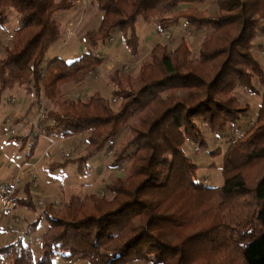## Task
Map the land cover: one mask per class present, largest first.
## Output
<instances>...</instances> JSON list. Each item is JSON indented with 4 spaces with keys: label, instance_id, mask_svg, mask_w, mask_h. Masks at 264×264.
Returning <instances> with one entry per match:
<instances>
[{
    "label": "trees",
    "instance_id": "trees-1",
    "mask_svg": "<svg viewBox=\"0 0 264 264\" xmlns=\"http://www.w3.org/2000/svg\"><path fill=\"white\" fill-rule=\"evenodd\" d=\"M93 1L101 18L85 33L88 50L72 61L55 57L44 65L61 36L54 15L71 9L73 0H0V26L11 11L17 22L11 46L0 56V96L23 86L36 101L43 86L52 104L45 132L58 130L63 137L87 132L82 155L56 167L77 162L85 171L127 127L124 143L112 152L113 165L128 161L127 174L107 183L105 193L71 194L60 206L44 203L30 223L33 231L42 217L47 223L37 256L22 237L1 246L0 255L7 264H52L59 254L88 264H264V88L256 119L224 154L220 186L196 184L197 167L183 151L188 139L206 146L198 120L213 134L239 122L247 109L233 94L237 86L255 93L254 76L264 84L250 51L256 35L264 33V0H210L218 6L212 16L180 8L208 0ZM138 19L159 32L181 19L205 30L198 55L192 56L183 37L173 49L158 43L135 76L109 73L110 97L95 92L64 99L62 86L80 84L97 70L102 59L96 50L116 30L129 53H136ZM39 135L32 138L28 158ZM23 191V197L14 195L16 208L37 211L28 184Z\"/></svg>",
    "mask_w": 264,
    "mask_h": 264
},
{
    "label": "rangeland",
    "instance_id": "rangeland-1",
    "mask_svg": "<svg viewBox=\"0 0 264 264\" xmlns=\"http://www.w3.org/2000/svg\"><path fill=\"white\" fill-rule=\"evenodd\" d=\"M79 3H75L73 0V6H78L79 10L85 11L86 16L89 15L88 22H83L80 15H78L77 19L73 22H69L65 24V26H61V33L63 30V36L54 43L53 47L46 52L45 59L43 64H47L51 59L55 57H59L64 59V52L68 51L72 45H75V40L73 37L85 36V33L90 30H94L99 26L101 13L96 10L95 3L93 0H78ZM86 6H89L88 8ZM191 7L196 11H203L206 15H215L218 12V6L215 1H205L203 3L196 4H181L180 8L187 9ZM90 8V9H89ZM63 15V12H56L54 15L58 20V17ZM80 17V18H79ZM135 32L137 31L139 38H141L140 42H137V50L134 55H131L128 49L121 48L118 46L116 51L111 54V61L109 62L106 58L103 59V53H98L99 58L101 57L103 65L102 71L98 70L94 73L97 75V78L92 79L90 74L86 81L88 86L92 90V93L98 92L105 97H110V93L114 88V85L110 81L108 75L112 73V71L117 70L118 74H121L122 77L125 75L135 76L142 66L143 63L149 60L150 52L153 47L161 43L166 45L168 49L175 48L179 42L181 37L185 39V43L189 47L191 54L193 57L198 55L199 45L202 41L203 34L205 30H194L193 27H190L184 20H179V22L169 29L159 32L155 25L147 24L143 22L141 19H138L135 22ZM152 25V26H149ZM148 26V27H147ZM17 27L16 22V13L11 11L7 22L0 26V56L5 54V50L7 47L11 46V42L14 36V30ZM63 27V29H62ZM114 34V33H113ZM112 36L109 38V43L116 42ZM66 35V36H65ZM120 36L118 32L115 34ZM114 35V36H115ZM169 35V37H167ZM10 36L12 38L10 39ZM137 36V37H138ZM72 37V38H71ZM64 38L69 40L64 41ZM264 33L259 32L256 37L252 41L251 54L252 56L259 62L261 68L264 72ZM120 44V43H119ZM153 45V46H152ZM152 46V47H151ZM52 49L55 51H61L59 54H53ZM102 51V50H101ZM96 53V54H97ZM81 54H79L80 56ZM100 66V65H99ZM93 73V74H94ZM43 76V74H41ZM93 81L94 84H93ZM253 85L255 86V93H252L241 86H237L233 91V94L239 101L241 106L246 107L247 111L240 115L239 122L236 123L235 126H229L225 131L220 133H212L207 128V125L198 120L197 123L200 126L201 134L206 138V146L201 148L191 140H187L183 145V151L186 157L194 164L197 169L194 176V182L196 184H200L203 186H220L223 183V177L221 173L222 163L224 154L229 146V144L239 137L243 132L247 130V128L251 125V123L256 119L259 111V107L262 102V92L264 88L263 82L256 76L252 78ZM71 84V83H68ZM65 85V84H64ZM72 86H79L81 84H71ZM23 86H21L22 88ZM42 90H43V86ZM41 90L40 95L36 98V100L40 97L44 101L45 109L51 107V103L47 101L44 96L43 91ZM86 91L81 92L80 90L70 91L68 88L65 89L64 99H86L91 94L86 95ZM36 102V101H35ZM113 105H116V101H113ZM36 109V103H35ZM5 115V111L3 110L2 105H0V121ZM47 124H45L46 126ZM54 131L53 136L45 133L42 134L41 138L37 143L36 151H41L44 149V159L37 160V166L32 167L31 173L27 177L22 180V184L19 189H23L24 186L28 184L31 194L33 192H41L44 191L42 189L44 185H50L52 188L50 196L42 197V198H34L35 203L38 206L37 211L34 210V216H38L40 212V207L44 205V203H53L54 205H62L68 196L71 194H80L84 195L87 193H97L102 194L105 193L104 186L112 181L117 176H125L127 174L128 169V161L122 162L120 165H113L112 160V152L118 147H120L127 136V127H122L117 135L113 138L108 146H106L101 152L96 154L92 159L88 161L89 168L85 171L79 170L77 162L68 163L64 167H56V164H61L62 162L78 157L82 155L84 152V148L86 146V133H81L75 136L66 137L64 140L62 134L58 130ZM37 131L34 130L32 133V137L37 135ZM40 136V135H39ZM49 136V137H47ZM58 136V137H56ZM52 137V138H51ZM14 146L12 149L3 148L2 150L6 153L2 156L3 162L7 165L11 160L14 162H19L25 158V154L28 150V146L20 149L18 148L19 143L16 140H13ZM51 152V153H50ZM66 153L69 155L67 156ZM59 168V169H58ZM7 179L6 174L0 175V186ZM35 217V218H36ZM9 218V217H7ZM34 218V219H35ZM43 218V217H42ZM12 219L9 218V221L6 220V226L11 223ZM21 220L19 221V223ZM17 223V224H19ZM28 222V227L25 226L24 229L30 231L33 240V255L37 256L40 249L39 240L42 234L47 229V223L44 218V221H39L36 229L33 231L32 226ZM16 225V224H15ZM3 229V228H2ZM5 229V228H4ZM12 229H7V232H12ZM6 241V240H4ZM37 243V244H36ZM32 248V247H31ZM52 264H88L84 260L73 259L71 261L65 260L61 257V254L56 256ZM129 264H155L154 262L143 263L142 261H132Z\"/></svg>",
    "mask_w": 264,
    "mask_h": 264
},
{
    "label": "crops",
    "instance_id": "crops-1",
    "mask_svg": "<svg viewBox=\"0 0 264 264\" xmlns=\"http://www.w3.org/2000/svg\"><path fill=\"white\" fill-rule=\"evenodd\" d=\"M78 6H81V5L73 6L69 10L60 11V12H63V15H60L58 17V21L61 23V26H65V24H68L69 22L75 21L79 14H81L80 17L82 20H84L83 22H88L87 18L89 17V15L86 16V12L82 11V10L80 11ZM86 7L88 8L89 6H86ZM149 26H152V25H149ZM62 29H63V27H62ZM117 32H118V34H120V36L115 35ZM138 34L139 33H137V31H136L137 36H138ZM61 36L64 37L63 36V30H62ZM113 37L116 40V42L108 43L107 45L101 46L99 48V50H96V53L97 52L101 53V54L103 53V55H101V56H103V59L106 58L109 62L111 61V57H112L111 54H113L116 51V48L118 46H120L121 48H125L124 47V41H123V35H122V32L120 30H116L113 34ZM69 39L70 38H68V39L64 38V41H67ZM73 39L75 40V45H72L68 51L64 52V54H65V57H63L64 61L69 62V61H72L74 59L79 58L90 47L88 40L85 39L84 36L73 37ZM140 41H141V38H139V36H138V42H140ZM53 45H54V43L49 47L48 51L53 47ZM100 50H102V51H100ZM52 51H53V54H56V53L59 54V52L60 53L62 52V50L58 52V51H55V49H52ZM79 54H81V55L79 56ZM102 65H103V63H101L100 66L98 67V69L100 68L99 70H101V71L103 68ZM91 77H92V79H94V78L96 79L97 75L94 73L91 75ZM94 82L95 81H93V84H94ZM80 84L81 85H79V86H74V85L72 86L71 84L63 85L62 86L63 94L65 95V89H67V88L70 91H75V90H80L81 92L86 91V93H87L86 95H89L92 93V90L88 86V83L86 80ZM0 105H2L3 110L5 111V115L3 116L2 120L0 121V175L6 174V176H7V179L0 186V208H1L2 186L5 183H7L8 181H10L16 175H21V176H23V179L26 177L28 179V176L31 173L32 167L39 165V164H37V160L39 159V163H41L40 159L41 158L44 159V156H43L44 149L41 151H36V148H37L36 147L37 144H36L31 157H29V158L27 157L31 151V147H32L31 144L33 142L32 133H34V130L31 127H29L28 125L24 124V120H27L28 118H31L34 115L35 101H34L33 95L29 94L25 89H23L21 87L15 86L11 90L4 92L0 96ZM19 118H21V119L18 121ZM6 119H9V121H6ZM47 132H48V134H50L51 136L54 137V135H55V134H53L54 131L47 130L45 133H47ZM41 136L42 135H40L37 138V143H38L39 139L41 138ZM47 137H49V136H47ZM56 137H58V136H56ZM23 138H26L25 143H24ZM63 139L66 140L67 138L64 137ZM13 140H16L19 143L18 148L22 149L25 146H28V150L25 154V158L22 159L21 161L16 163V162L11 160L7 165H5L3 162L2 156L6 153L2 149L3 148L12 149V147L14 146ZM57 167H59V166H57ZM42 189H44V191H41V192L39 191L36 193L33 192L34 195L33 194L32 195L34 196V198L35 197L36 198H38V197L42 198V197L50 196L51 190L54 188H52L50 185H44V187ZM16 193H17L16 197H23L24 196L23 189L17 190ZM15 213L19 217L21 222L19 224H16V225L14 224L13 228L11 230L12 232L9 233V232H7L8 228L6 226V220H7V222L9 221V218H7L9 216L2 214L1 209H0V247L14 241L16 238L22 237L23 243L24 244L29 243L33 249L32 244H33L34 239L32 238V236L30 234H25L27 230L24 228H25V226L28 227V222L32 223L36 216H34V212H32V211H30L24 207H17L15 210ZM42 220L44 221V218L40 219V221H42ZM4 240H6V241H4ZM0 264H7L5 257L2 255H0Z\"/></svg>",
    "mask_w": 264,
    "mask_h": 264
},
{
    "label": "built area",
    "instance_id": "built-area-1",
    "mask_svg": "<svg viewBox=\"0 0 264 264\" xmlns=\"http://www.w3.org/2000/svg\"><path fill=\"white\" fill-rule=\"evenodd\" d=\"M75 3H79L78 0H74ZM169 37V35H167ZM12 36H10V39ZM96 56L99 58V55L96 54ZM36 109L34 111V115L31 118H28L27 120H24V124L31 127L33 130H36L38 134L44 135L45 134V124L47 122L46 120V109L44 107V101L42 98H38L36 100ZM21 118L18 119V121ZM6 121H9V119H6ZM68 156L69 154L66 153ZM23 176L16 175L14 176L10 181L5 183L2 186V203H1V213L4 215H8L9 218L12 219L11 223L9 222L7 225L8 229H12L14 224L19 223L20 219L16 215V204L14 202V195L17 192L18 188L22 184Z\"/></svg>",
    "mask_w": 264,
    "mask_h": 264
}]
</instances>
